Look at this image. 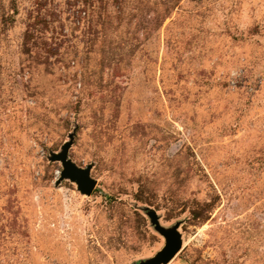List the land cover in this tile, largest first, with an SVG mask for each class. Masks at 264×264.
I'll list each match as a JSON object with an SVG mask.
<instances>
[{"label":"rangeland","instance_id":"rangeland-1","mask_svg":"<svg viewBox=\"0 0 264 264\" xmlns=\"http://www.w3.org/2000/svg\"><path fill=\"white\" fill-rule=\"evenodd\" d=\"M156 222L264 264V0H0V264L147 263Z\"/></svg>","mask_w":264,"mask_h":264},{"label":"water","instance_id":"water-1","mask_svg":"<svg viewBox=\"0 0 264 264\" xmlns=\"http://www.w3.org/2000/svg\"><path fill=\"white\" fill-rule=\"evenodd\" d=\"M71 139L73 140V136ZM71 146L72 141L66 143L63 146V151L54 154L52 160L54 162H61L64 166L61 180L69 178L78 185V189L83 194L92 195L97 186V181L91 177L92 165L85 169L75 164L69 158V150ZM156 225L160 233L166 237L167 246L155 259L143 264H168L182 248V237L178 231V226L173 230H166L161 227L159 222H156Z\"/></svg>","mask_w":264,"mask_h":264}]
</instances>
